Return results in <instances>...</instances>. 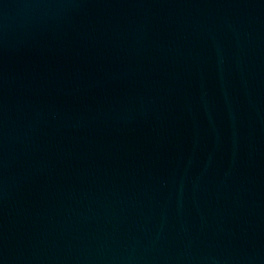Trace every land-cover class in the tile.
Segmentation results:
<instances>
[{
    "label": "water",
    "instance_id": "water-1",
    "mask_svg": "<svg viewBox=\"0 0 264 264\" xmlns=\"http://www.w3.org/2000/svg\"><path fill=\"white\" fill-rule=\"evenodd\" d=\"M0 264H264V0H0Z\"/></svg>",
    "mask_w": 264,
    "mask_h": 264
}]
</instances>
